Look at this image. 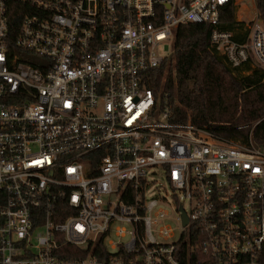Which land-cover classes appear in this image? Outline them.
Returning <instances> with one entry per match:
<instances>
[{
	"label": "built area",
	"instance_id": "2783aa9c",
	"mask_svg": "<svg viewBox=\"0 0 264 264\" xmlns=\"http://www.w3.org/2000/svg\"><path fill=\"white\" fill-rule=\"evenodd\" d=\"M241 2L0 0V264H259L264 140L215 138L146 86L186 25L264 73L256 7L221 29Z\"/></svg>",
	"mask_w": 264,
	"mask_h": 264
},
{
	"label": "trees",
	"instance_id": "16d2710c",
	"mask_svg": "<svg viewBox=\"0 0 264 264\" xmlns=\"http://www.w3.org/2000/svg\"><path fill=\"white\" fill-rule=\"evenodd\" d=\"M255 7L264 25V0H256ZM235 10L229 5L221 11L222 30L245 28L236 22ZM209 34L204 25L180 27L173 58L149 73L147 88L174 103L173 112L180 121L189 117L193 126L215 138L228 142H245L249 137L264 140V73L249 66L230 69L210 49ZM193 257L205 260L198 252ZM258 263L264 264V246Z\"/></svg>",
	"mask_w": 264,
	"mask_h": 264
},
{
	"label": "rangeland",
	"instance_id": "374dc122",
	"mask_svg": "<svg viewBox=\"0 0 264 264\" xmlns=\"http://www.w3.org/2000/svg\"><path fill=\"white\" fill-rule=\"evenodd\" d=\"M253 13H255V4L253 0H242V2L239 5V8H236L235 10V20L236 22H245L246 20H249ZM246 24V22L244 23ZM161 54L166 55L168 60H171L173 58V44L172 42L163 43ZM157 183L163 184L162 180L160 178L156 179ZM177 237V233H176ZM175 237V239H176Z\"/></svg>",
	"mask_w": 264,
	"mask_h": 264
},
{
	"label": "water",
	"instance_id": "95a60500",
	"mask_svg": "<svg viewBox=\"0 0 264 264\" xmlns=\"http://www.w3.org/2000/svg\"><path fill=\"white\" fill-rule=\"evenodd\" d=\"M183 218H184V217H183ZM185 223H186V221H185V219H184L183 224L185 225Z\"/></svg>",
	"mask_w": 264,
	"mask_h": 264
}]
</instances>
